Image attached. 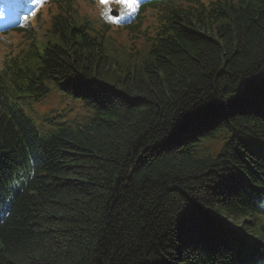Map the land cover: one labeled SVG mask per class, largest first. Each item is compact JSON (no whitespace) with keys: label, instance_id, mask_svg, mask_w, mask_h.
Wrapping results in <instances>:
<instances>
[{"label":"trees","instance_id":"1","mask_svg":"<svg viewBox=\"0 0 264 264\" xmlns=\"http://www.w3.org/2000/svg\"><path fill=\"white\" fill-rule=\"evenodd\" d=\"M73 5L45 2L49 29L15 70L30 96L54 82L88 115L37 136L0 89V182L35 169L0 225V264H211L249 248L224 221L252 213L240 196L264 161V0L171 3L167 30L128 50L90 37Z\"/></svg>","mask_w":264,"mask_h":264},{"label":"rangeland","instance_id":"2","mask_svg":"<svg viewBox=\"0 0 264 264\" xmlns=\"http://www.w3.org/2000/svg\"><path fill=\"white\" fill-rule=\"evenodd\" d=\"M90 6H93L91 3H89ZM37 24H35V30H37ZM117 29V28H116ZM40 32V31H39ZM38 34V33H37ZM118 54V52H117ZM120 61V59L118 58ZM117 61V62H119ZM66 100L60 96V94L56 91H53V93L44 101L40 102L39 104H34V111L31 113V117L35 121H39L41 118L45 116H50L49 109L55 108V109H63ZM79 102V101H78ZM73 106V104H70ZM69 105V106H70ZM71 113L68 114V116H73L75 113H79V118L84 114V109L81 107H76L73 111H70ZM48 123H51L53 125H58V119L51 118ZM223 142V141H222ZM222 142L219 140L215 143L218 147L221 146ZM215 145V146H216ZM231 222V220H228Z\"/></svg>","mask_w":264,"mask_h":264},{"label":"snow or ice","instance_id":"3","mask_svg":"<svg viewBox=\"0 0 264 264\" xmlns=\"http://www.w3.org/2000/svg\"><path fill=\"white\" fill-rule=\"evenodd\" d=\"M46 0H36L37 4H43ZM99 3L103 6L101 15L108 19L112 23H119L118 17L113 16L112 4L120 6V15L123 16L127 12H134L138 7L137 0H99Z\"/></svg>","mask_w":264,"mask_h":264},{"label":"clouds","instance_id":"4","mask_svg":"<svg viewBox=\"0 0 264 264\" xmlns=\"http://www.w3.org/2000/svg\"><path fill=\"white\" fill-rule=\"evenodd\" d=\"M103 10V6L99 3V0H96V3L91 7L89 15L93 17H98L104 23H112L108 19H106L101 12Z\"/></svg>","mask_w":264,"mask_h":264},{"label":"bare ground","instance_id":"5","mask_svg":"<svg viewBox=\"0 0 264 264\" xmlns=\"http://www.w3.org/2000/svg\"><path fill=\"white\" fill-rule=\"evenodd\" d=\"M232 248H234V247H232Z\"/></svg>","mask_w":264,"mask_h":264}]
</instances>
